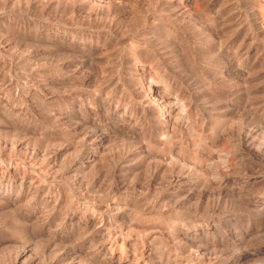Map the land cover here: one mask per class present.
Returning <instances> with one entry per match:
<instances>
[{
    "label": "rangeland",
    "instance_id": "obj_1",
    "mask_svg": "<svg viewBox=\"0 0 264 264\" xmlns=\"http://www.w3.org/2000/svg\"><path fill=\"white\" fill-rule=\"evenodd\" d=\"M0 31L6 39L12 38V33L19 38L10 40L11 46L0 51V162L24 160L31 165L55 166L56 172L66 174L73 164L83 162L81 156L91 146L85 139L89 133L106 136L103 147L92 149L100 152L96 154L97 168L86 170L87 187L50 174L52 190L45 193L59 198L62 212L89 206L90 202L101 209L109 204L124 208L127 219L119 221L127 220L137 232L130 240V250L139 253L144 249L149 255L145 257L147 264H159V260L186 264L191 256L178 228L195 217L185 209L172 208L167 201L170 195L180 193L176 185L168 183L173 173L188 172L194 179L209 183L211 164L220 167L225 161L238 182L264 178V0H0ZM72 43L98 47L83 55L71 50ZM151 81L157 91L167 85L173 99L181 96L183 104L172 101L170 108L178 105L174 109L179 111L180 106L193 104L176 111L170 119L162 117L159 108L155 115L144 114L143 107L149 108ZM151 107L155 109V105ZM121 117L130 120L135 136L116 126L113 120ZM251 129L257 132L245 137ZM60 148L62 154L54 162ZM137 150L145 152L148 165L150 160L155 162L150 163L155 171L150 165L149 172H144L146 167L138 175L134 173L139 171H129L131 158L125 165L122 157ZM97 186L100 190L96 193ZM188 189L182 192L186 194ZM250 194L254 201L263 197L264 182ZM236 202L227 201V237L233 223L247 229L250 220ZM0 212V264H7L18 244L29 241L30 227L14 212ZM255 225L251 222L252 229H248L256 230ZM62 230L56 240L72 235L69 245H80L84 234ZM116 233L120 238V229ZM253 237L245 249L256 248L261 238ZM37 240L30 241L36 249L38 246L37 259L43 254L54 258L53 254L62 253L63 246L56 247L59 251L53 247L61 240ZM227 242L229 254L240 253L238 241ZM48 244L51 249L45 246ZM53 248L55 253L48 252Z\"/></svg>",
    "mask_w": 264,
    "mask_h": 264
},
{
    "label": "bare ground",
    "instance_id": "obj_2",
    "mask_svg": "<svg viewBox=\"0 0 264 264\" xmlns=\"http://www.w3.org/2000/svg\"><path fill=\"white\" fill-rule=\"evenodd\" d=\"M0 33H1L0 34V48L2 49V50H0L1 52L6 49L5 47H8L10 45V42H9L10 40L19 39L18 37H16L17 35H15L14 33H12L13 36H10L12 38H9V39L5 38V35L2 31H0ZM3 44H5L4 47L2 46ZM222 44H224V42ZM97 45L98 44H92V43H81L80 45H76L75 43H72L70 45V47H71L72 51L79 52V53L84 55V53H87L89 51H92V52L95 51L96 48L98 47ZM84 47H86V48H84ZM5 52L6 51H4L3 53H5ZM90 54H91V52H90ZM95 55L93 57H95ZM84 57H86V56H84ZM89 58H91V57L89 56ZM91 60H93V59H91ZM91 60H90V62L92 63L93 61H91ZM87 61H89V60L87 59ZM94 64H95V62H94ZM92 65L93 64H91V66ZM5 69H6V67H5ZM156 87H157V85H155V82L151 81L149 88H148L149 95L147 96L149 108L142 106L144 108V110H143L144 114H145V111L151 112L152 114H154V113H156V110L158 111L160 109L162 117L164 116V117H168V119H170V118H173L172 116L176 111L181 112V111L186 109L185 107H187V108L191 107V105L193 104V102H188V106H187L184 103L185 104L184 106L182 105L179 107V111L177 110L178 108L174 109L178 105L177 106L175 105L174 108H170L171 107L170 105L173 104L172 101H178L179 103L183 104L182 102L179 101V100H182L181 96H180V99H178L179 97H174V99H173V97L171 96V93L168 92L169 86H167V85L164 86L165 88L163 87L164 90H163V88L161 89L163 91L160 90L161 92H159V90L157 91ZM156 93H158L157 96H155ZM185 96H186V94H185ZM179 103H177V104H179ZM152 105H155V109L151 107ZM203 110L205 111V109H203ZM141 113H139V114L142 115ZM118 116H120V115H118ZM175 117H178V116H175ZM121 118H118L117 120H113L117 124L116 126L121 129L122 133L129 135V136H135L133 133V132H135L133 127H132L133 125L130 126V123H129L130 120L127 121L126 119L124 120L123 117H121ZM182 120H183V118H182ZM187 122H186V124H188ZM85 123H88V124H91L93 126L98 127V125L96 123H92L88 120H86ZM99 126H100V124H99ZM259 126H260V128L263 129V123H261ZM93 128H95V127H93ZM118 131H120V130H118ZM254 131L253 130L248 131V132H250V134L246 133L248 136L246 135L245 137H247V138H250V136L252 137V135H254L257 132V131L256 132H254ZM220 132H221V130H220ZM243 132H240V133H243ZM225 133H227V131ZM239 135L241 137V134H239ZM239 135L236 137L240 138ZM105 137L106 136H104V135L102 136V135H98V134H95L92 132H91V134L89 133L85 139H87L89 141V143H91V146L89 147V149L85 148L86 150L83 152V154L81 156L83 162L78 163L77 165L73 164V166H71V168L66 171V174L56 172L57 170L55 171V169H56L55 166L31 165V163H27L24 160L21 162H15V163L14 162H9V163L0 162V211H2V212L3 211L14 212L18 216L20 221H22L24 224H26L27 226L30 227V228H28V234L30 236L29 241L28 242H21L19 244L16 243V244H18V246L16 247L15 250L12 249L14 252H13L12 257L10 258V261L7 264H147L148 263V261L146 262V260L148 258L145 259V257H147L149 255L147 254V252L144 249L140 250L139 253H137V252L132 253L130 250V248H131L130 247V240L133 236L135 237V234L137 232L134 231L135 229L131 228V227L135 228L134 225L130 226L131 223L129 224V222H126L127 220L122 221V222L119 221L120 219H122V220L127 219L126 210L124 208H121L118 206H114L117 208H112L113 205L109 204L106 209H101L99 206H97L96 203L92 202V204H91V202L89 201L90 202L89 206H84V207L83 206H81V207L76 206L77 208H74V207H73L74 209L68 208L66 211L62 212L60 210L61 206L59 207V198H55L52 195L45 193L47 191L51 192V190H52L51 189L52 187L50 186L51 182H49V180H48L50 174H53V175L58 174L59 178H64V179L69 178L72 180V182L74 184H76L80 188H83L85 183L88 180L87 179V176H88L87 175V172H88L87 169L88 168L89 169L90 168H94V169L97 168L96 167L97 162H98L97 161V155H99L100 151L98 153L97 152L93 153L92 149H98V148L103 147ZM163 138H165V137H163ZM222 138H224V136ZM250 141H252V140H250ZM225 142H226V140H225ZM240 142H241V140H240ZM246 142H247V140H246ZM254 142H255V140H254ZM241 144L243 145L244 143H241ZM253 146H254V148H256L255 144ZM261 147L262 146H260V149H261ZM244 148H245V145H244ZM249 148H248V150H250ZM248 150H244V151H248ZM56 151H55V154H56L55 159H53L54 162H56L57 159L60 158V156L62 154L61 148L58 150L56 149ZM250 151L254 152L255 149H254V151L253 150H250ZM128 152L129 151H126L125 153H128ZM131 152L132 151H130L128 154H126L127 156H125L124 154L121 153V155L122 156L124 155L126 158H124L122 156H120V157L123 158L122 160H123V163L125 165L129 162V158L132 159V160L130 159L132 164L129 163L131 165V167H129V171L130 172H136V171L138 172L139 171L136 174L134 173V175H138L139 173H141L140 172L141 169H144L145 167L146 168H145L144 172L146 170H148V172H149V169H147V167H149V165L151 166V168H153L152 163H155V162L153 161L151 163V160L149 159L150 163L152 165L150 163L148 165V162L146 160L147 155H144L145 152L139 153L137 150L136 153L132 152V154L130 155ZM213 153L219 154L220 152L217 153V151H215ZM224 155H226V154H224ZM150 158H151V156H150ZM257 159L259 160L260 158H257ZM213 160H215V159L213 158ZM237 161H239V160H237ZM243 161H244V159H243ZM260 161H261V159H260ZM119 162H120V160H119ZM100 163H101V161H100ZM157 164L154 166H158ZM220 164H221L220 167L215 166L214 164H211V166L209 165L210 168L208 170H211V172H212V179L210 180L209 183H205V182H202L200 180L194 179L192 176L189 175L190 173L188 174L187 171H185L187 173L178 172V174H174L172 171L173 174L170 177L171 181L170 182L168 181V183H171V185H176V189H180V193L178 191V193H179L178 195H176V193H177L176 192L175 196L170 195L167 198V201L169 199V201L173 204L172 208H174V209H185L186 213L191 214L193 217H195V219H194L195 221H192L191 223H189V222L185 223V221H184L185 224L182 227L178 228L180 235L186 241V243L190 247L189 249L191 250V256L189 257V259L187 258L188 261H186L185 263L186 264H264V196L261 197L260 199L257 198L258 200H255V201H254V199H251V197H250L252 195L250 193H253V189L258 184L264 182V178L261 179L262 177L261 178H255L254 177V178L247 179V180L240 179V181L238 182V180H236L237 176L232 177L233 172L232 173L230 172L231 166L229 167V164L227 166V163L225 161L221 162ZM241 164H243V163H241ZM238 165H240V164H238ZM247 167H249V166H247ZM247 167H245V169ZM252 167H253V165H252ZM252 167H251V169H252ZM158 168H160V167H158ZM170 168H171L170 169V171H171L173 168H172V166ZM261 168H262V166H261ZM119 169H118V171H119ZM182 169H184V167ZM233 169L235 170V168H233ZM86 170H87V172H86ZM103 170H105V169H103ZM153 170H154V168H153ZM153 170H152V172H153ZM157 171H160V170L157 169ZM253 171H255V170H253ZM259 171H260V169H259ZM259 171H255V172H259ZM262 171H263V168H262ZM161 172L162 171H160L159 173L160 174L164 173V172H162V173ZM245 172L250 173V171H245ZM246 173H245V176H248V175H246ZM251 173L249 175L254 174V172L252 174ZM237 174H240V173H237ZM242 174L244 175V173H242ZM131 175H130V177H131ZM149 175L152 176L153 173H149ZM154 175H155V172H154ZM156 175H157V173H156ZM164 175H165V173H164ZM140 176H141V174H140ZM158 177H160V176H158ZM50 178H51V176H50ZM162 180L164 181V176H163ZM160 183H162V182H160ZM162 185H163V183H162ZM85 186L87 187V184ZM177 186H178V188H177ZM99 187L100 186H97L94 189V192L97 193L100 190ZM187 187H189V189H188V192L185 194V192H182V191L184 188H187ZM229 187L231 189H229ZM93 188H91V189H93ZM46 189H47V191H45ZM172 191H174V189ZM43 192L46 195L44 196V199L42 198V200H40ZM60 193H59V195H60ZM39 197H40V199H39ZM229 199H231L232 202H233V200H236L237 201L236 203L237 204L239 203V205H241V207H242L241 209H243L244 211H246V213L249 214L250 220L247 221L248 226L245 225L247 227V229L242 227L241 225L240 226L237 225V222L235 224L233 223V226L232 225L230 226V227H232L231 233L230 234L228 233V237H227V204H228L227 201ZM98 202H99V200H98ZM75 205H77V204H75ZM86 205H88V204H86ZM174 209H172V210H174ZM170 210H171V208L169 209V211ZM170 213H171V211H170ZM8 217H10V216H8ZM6 218H7V216H6ZM7 219H9V218H7ZM108 219H109V221H108ZM57 221H60V224L59 223L55 224V222H57ZM130 222H132L131 219H130ZM251 222H252V224L254 222L258 226L256 228V230L252 231V230L248 229V227L251 225ZM127 223H128V225H127ZM8 226H9V224H8ZM58 227H60V228H58ZM61 227H63L62 232H65V233H69L70 230L74 229L73 233L77 232L81 235L84 234V235H82L83 238L81 240L80 245H74V244H73L74 246H71L72 244L69 245V242H71V239H72L71 238L72 235L66 236V234L62 238L58 239L61 241H59L60 243L59 242L57 243L58 240H56V235L58 234L59 229H61ZM56 228H58V229H56ZM249 228L252 229L251 227H249ZM118 229H120V231H121L120 238H117V236H116L118 234V233H116V230H118ZM124 230H125V232H124ZM138 230H139V228H138ZM73 233L71 232L69 234H73ZM82 236H79L78 238L81 239L80 237H82ZM251 236L252 237L257 236L258 238L260 237L261 240L258 242L257 241L258 239L256 238L257 239L256 241L258 242V244L255 245L256 248L245 249L251 243L249 240H252L255 238V237L252 238ZM41 237L44 239L47 238L48 242L52 241L54 243L56 241L55 243H57V244H55L53 246V247H55V249L58 245H60V247L63 246L62 247L63 250L61 249L62 253L60 251L59 254L60 253L61 254L58 256H55L52 253L54 258H46L45 257L46 254L45 255L43 254L44 257L37 259V251L36 250L38 249V246L36 249L35 246L33 245L34 243L31 244V242L37 240L38 238L41 239ZM139 237L140 236H138V238ZM249 238H251V239H249ZM227 239L231 243L233 241H234V243L236 241H238L240 243V244H238V246H239V248H241V251H239L240 253L237 254L236 256L228 253L229 250L227 248V243H228ZM73 240L75 242L74 238H73ZM76 240H77V238H76ZM63 241H65V242L63 243ZM248 241L250 243H248ZM257 242H255V243H257ZM234 243H233V245H234ZM40 245H42V244H40ZM252 245H254V244H252ZM45 246H48V248L51 247L49 244L45 245ZM60 247H57V248H60ZM230 248L231 247H229V249ZM41 250H43V248ZM53 250H54V248L48 252H52ZM56 250L59 251L58 249H56ZM238 250H240V249H238ZM55 252L56 251L54 250V253ZM234 252H235V250H234ZM43 253H45V252H43ZM47 254L49 257L51 256V255H49L51 253H47ZM180 254H179V256H180ZM185 254H186V252H185ZM235 254H236V252H235ZM40 259H42V260H40ZM5 264H6V262H5ZM159 264H171V263H169V261L165 262L163 260H159ZM172 264H182V263L177 262V263H172Z\"/></svg>",
    "mask_w": 264,
    "mask_h": 264
}]
</instances>
